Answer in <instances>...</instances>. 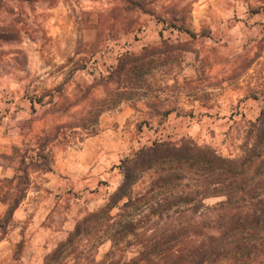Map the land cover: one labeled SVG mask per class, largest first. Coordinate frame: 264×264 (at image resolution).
<instances>
[{"label":"rangeland","instance_id":"rangeland-1","mask_svg":"<svg viewBox=\"0 0 264 264\" xmlns=\"http://www.w3.org/2000/svg\"><path fill=\"white\" fill-rule=\"evenodd\" d=\"M135 1L143 8L127 0L0 4V35H10L0 37L1 218L9 209L2 196L17 190L18 181L8 179L22 173L21 155L37 158L39 138L54 137L52 170L31 171L22 209L7 233L0 227V264H43L79 220L108 203L123 180L121 160L155 141L241 156L247 123L264 109V0ZM87 28L96 30L94 41L84 35ZM164 39L186 49L182 65L149 79L160 90L154 101L169 99L165 106L176 110L156 115L147 106L154 99L148 86L146 97L124 101L95 121L90 110L116 86L106 79L120 57ZM62 125L68 127L59 132ZM153 176L147 172L135 194ZM111 249L105 240L94 251L95 264H109ZM133 255L118 251L115 259Z\"/></svg>","mask_w":264,"mask_h":264},{"label":"trees","instance_id":"trees-1","mask_svg":"<svg viewBox=\"0 0 264 264\" xmlns=\"http://www.w3.org/2000/svg\"><path fill=\"white\" fill-rule=\"evenodd\" d=\"M127 1L131 7L143 8L135 0ZM173 26L179 28L177 23ZM185 51L182 44L164 39L160 46L123 54L106 79L116 86L108 87L106 97L94 102L92 118L96 121L124 101L146 97L148 86L154 99L147 97V106L156 115L171 114L176 107L165 106L169 99L162 105L154 101L160 100V90L149 78L157 70L180 67ZM174 80L178 82L177 77ZM93 126L90 133L96 134V123ZM244 132L239 157L223 156L212 147L167 141H155L125 157L118 165L123 180L108 203L79 220L43 264H95L94 251L105 240L112 244L109 264H264V109L248 121ZM53 138L40 137L38 157L28 161L21 155L17 170L22 173L8 179L18 182L17 190H8L1 199L9 204L5 218L0 217L3 233L26 197L31 171L52 170L48 145ZM149 171H154L149 187L135 194V185ZM212 198L220 200L207 203ZM130 249L132 257L115 259L118 251L125 254Z\"/></svg>","mask_w":264,"mask_h":264},{"label":"crops","instance_id":"crops-1","mask_svg":"<svg viewBox=\"0 0 264 264\" xmlns=\"http://www.w3.org/2000/svg\"><path fill=\"white\" fill-rule=\"evenodd\" d=\"M95 34H96V30L94 28H87V29L84 30V35L86 36L87 40H89V41H91V40L94 41L95 40V38H94L95 37ZM143 46H144V44H143ZM4 205L7 206L9 204L8 203H4ZM22 206H23V204H20V206L15 210L14 215H13L15 218H17L18 212L22 209ZM7 210H8V206H7L6 211Z\"/></svg>","mask_w":264,"mask_h":264}]
</instances>
